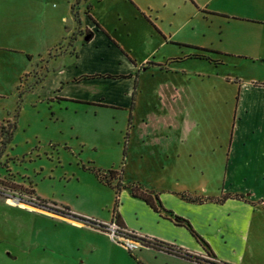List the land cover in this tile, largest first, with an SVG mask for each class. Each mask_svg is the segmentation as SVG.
Here are the masks:
<instances>
[{
	"label": "rangeland",
	"instance_id": "374dc122",
	"mask_svg": "<svg viewBox=\"0 0 264 264\" xmlns=\"http://www.w3.org/2000/svg\"><path fill=\"white\" fill-rule=\"evenodd\" d=\"M88 1L100 14L107 11L106 1ZM125 1L134 18L124 30L116 26L120 34H128L121 38L123 54L83 42L90 36L81 22L85 0H0V264H38V258H45L44 264H186L159 254L154 259L147 250L149 256L143 259L139 251L144 248L90 254V243L105 242L103 237L40 212L47 208L35 204L41 200L48 207L66 206L71 212L105 218L111 213L114 189L87 167L120 171L123 185L147 178L150 168L143 167L144 162L139 165L135 154L146 130L162 133L147 139L148 146L160 148L172 139L179 151H190L168 168L169 175H181L182 186L190 192H239L259 196L264 203V109H255V116L236 109L241 85H264V61L247 55L241 23L224 18L250 10L264 16V5L255 9L246 0ZM154 24L168 38L166 44H159ZM192 44L212 49L203 52L209 59L191 56L197 52ZM145 57L156 62L170 58L173 71L154 80L189 81L188 95L164 100L148 120L140 121L137 115L130 123L124 106L55 97L73 92L89 99L95 85L66 79L91 68L130 73L125 79L132 86L136 68L130 58L139 62ZM105 76L121 78L91 75ZM143 97L138 113L150 111L146 100L153 98L152 90ZM11 122L16 127L3 148ZM13 199L18 203H11ZM256 207L259 221L254 218L245 259L264 264V210Z\"/></svg>",
	"mask_w": 264,
	"mask_h": 264
},
{
	"label": "crops",
	"instance_id": "0c3cea01",
	"mask_svg": "<svg viewBox=\"0 0 264 264\" xmlns=\"http://www.w3.org/2000/svg\"><path fill=\"white\" fill-rule=\"evenodd\" d=\"M85 1L86 12H84L85 17L84 20L81 18V22L83 28L90 32V36L88 40L81 41L87 42L90 46L94 44L100 45L101 47L103 46L105 49H112L113 51H120L121 53H123V51L126 52V46L122 43L121 38L128 37V34H125V32L120 34L119 29L116 27L118 26V28H121L123 26L122 30H124L125 26L134 18L133 13L129 14L124 8L128 6L126 5V1L116 0L115 2V0H100L101 2H107V11L104 14H100L95 10L96 5L94 2ZM127 1L132 3L135 2L133 0ZM246 3L255 9L264 5L260 0H246ZM136 6L139 7V5ZM130 10L132 11L133 9ZM248 12L250 14H225L224 18L241 23L240 25H242L243 29L246 31L247 55L252 59H261L264 61V16L263 14L253 12V10ZM185 23H187V21H185ZM154 27V32L160 38L159 44H166L168 38L164 36L165 34L161 32L156 25ZM169 41H173V39L169 37ZM175 43L178 45L191 44V42L184 41H177ZM192 45L201 48V46L197 44ZM86 47L89 48L88 46ZM157 48L158 47H155L153 50L156 51ZM211 50L212 49H209V51L205 52L209 54ZM91 51L92 50H90V52ZM197 52L199 51L197 50ZM193 54L191 56H193ZM208 54L206 55L208 56ZM130 59L129 61L134 62L136 68L132 86L129 84L131 83L130 80L125 79L130 77V73H109L104 70L99 72V70L91 68L90 71L74 73L71 77L66 79L67 83L87 80L89 83L95 85L92 92L93 94L89 99L81 98L73 92H59L55 97L59 100L92 101L100 106H124L128 108V121L130 122L133 117H137V115L140 121L148 120L149 116L153 115L156 109L158 110L160 108L164 100L174 101L182 96L184 97V95H188L186 87L189 81H184V79L172 81L154 80L155 76L158 74L167 75L168 72L173 71V66L169 65V63H171L169 62L170 58L165 62L151 61L147 57L141 59L139 62L134 58ZM171 59L178 61L181 59L184 60V58L178 57H171ZM80 60L78 50L76 56L77 64ZM148 68L151 70L146 71ZM94 74H118L121 75V78H112L110 76L91 77V75ZM63 85L64 83L61 82L59 87L60 90ZM240 87L241 90L237 99L236 109L242 110L246 116H248V114L249 116L259 114L255 112V109H264V85L251 83L241 85ZM147 89L150 91L152 90L153 97L152 99L149 98L150 100H146V102L149 101L151 105L149 107L150 111L138 113L139 106L141 108V104L145 98L143 96L145 93L147 94ZM251 91L253 92L251 93ZM254 91H258V95L253 94ZM259 93L263 94L259 95ZM243 94H245V96ZM255 106H257V108H255ZM130 123H132V121ZM160 132L159 130H146L142 133L140 137L141 143L139 147L135 149V154L138 156L139 165H142L144 162L143 167L150 168L151 172L147 178H134L133 180L135 181L132 183H137L141 188L157 193L163 209L159 208L158 210H154L144 200L133 196L127 188L122 187L119 192V204L117 206L118 219L123 228L127 231H131L136 236L153 238L174 245L202 260L197 262L163 251H155L149 247H142L144 249L139 251L141 258H143V256H149L148 253H146L147 250V252L153 254L152 258L154 259H157L155 255L159 254L166 258H176L180 260V262L186 264H204V262L212 264L214 261L209 260L210 257L206 251V247L191 234L184 222L180 220L184 219L207 243L212 252L211 257L215 259L216 262L258 264L256 262L251 263V261H247L245 256L247 250H251L249 248V235L254 226V218L256 221H259L255 216V211L258 209L256 205H261L264 210L262 198L255 195H245L239 192L229 191H224L220 195H210L205 192L202 193L201 191L190 192L189 189L182 186L181 175L178 172L170 175L168 173V168L172 169L178 165L180 157H184L187 153L190 154V151H183L185 152L183 154V152L179 151V149L174 146L172 139L160 148L151 147L144 143L147 142L149 138L153 140L158 139V135L162 134ZM128 137H130V134ZM165 137L166 140L169 139L167 138L168 135H165ZM127 154L128 146H125L124 156L122 158L123 161H125ZM192 167L194 168L195 165ZM183 192L192 196L204 198V200L202 202L184 200L179 195ZM235 195H242V197H237ZM221 196L224 197L221 201L216 200ZM112 209L108 216L100 219L93 217L91 214L82 212L75 213L70 211L75 216H63L46 209H38V211L47 213L58 218L60 221H66L77 228L85 229L88 232L103 237L105 242L93 241L90 243L89 247L90 254L95 253L99 255L109 250H119V248H123V246L112 241L104 229L85 223V219H91L101 223L109 222L112 219ZM87 259H89V257ZM37 261L38 264L47 262L45 258H38ZM30 262V259H28V263ZM25 264L27 263L25 262ZM165 264H168V262L166 261Z\"/></svg>",
	"mask_w": 264,
	"mask_h": 264
},
{
	"label": "trees",
	"instance_id": "16d2710c",
	"mask_svg": "<svg viewBox=\"0 0 264 264\" xmlns=\"http://www.w3.org/2000/svg\"><path fill=\"white\" fill-rule=\"evenodd\" d=\"M70 8H72V5L70 6ZM195 48L199 52L193 54V57L209 59L208 56L205 53H203L205 51H209V49L200 48V47H195ZM15 127H16L15 122L9 123V131H8V133H6L7 137L5 138L4 141H2V147L3 148L11 140ZM87 168L90 169L95 174V176L97 177V179L100 182H102V183H104V184H106V185H108L114 189L115 199H114V204H113V209H112V218H114L116 220V222L119 224V226L122 227V225L119 222L118 215H117V206L119 204V192H120L122 187L127 188L133 196L139 197L142 200H144L154 210H158L159 208L163 209L157 193H154L153 191H149V190H146L144 188H141V186L137 183H128L126 185L125 184L123 185L121 182L122 174L120 171L114 170L112 168H110L106 171H100L98 168H95L94 166H89ZM115 179H116V182H113ZM179 195L184 200H187L190 202H202L204 200V198L192 196V195L184 193V192L180 193ZM235 196L242 197V195H235ZM223 198L224 197L221 196V197L217 198L216 200L221 201ZM35 204L37 206L47 208V210H51L54 213H57V214H60L63 216H68V215L75 216L70 212L69 208L66 206L58 207L55 204H53V206L48 207V206H46L47 203L44 201H41V200H39V203H35ZM167 212L171 213L170 211H167ZM180 220H182L184 222L185 226L189 229L191 234L200 243H202L206 247L207 253L211 256L212 252L209 249V246L207 245V243L193 230V228L190 226V224L186 220H184V219H180ZM133 237H136V236H133ZM139 239L144 246L152 248L155 251H163V252L174 254L176 256L186 258L189 260H195L197 262L202 260L199 257H196V256L186 252L185 250H183L181 248L175 247L174 245H171V244H168V243H165V242L153 239V238L139 237ZM212 264H231V263L222 262V261H217V262L215 261Z\"/></svg>",
	"mask_w": 264,
	"mask_h": 264
},
{
	"label": "built area",
	"instance_id": "2783aa9c",
	"mask_svg": "<svg viewBox=\"0 0 264 264\" xmlns=\"http://www.w3.org/2000/svg\"><path fill=\"white\" fill-rule=\"evenodd\" d=\"M16 199L18 198L16 197ZM13 201L14 203H18V200L13 199ZM85 223L100 229H104L112 241L121 244L130 252L139 250L142 247H146L139 239L141 236H136L131 231H127L125 228L119 226L114 218H112L111 221L105 223L91 219H85Z\"/></svg>",
	"mask_w": 264,
	"mask_h": 264
},
{
	"label": "bare ground",
	"instance_id": "6f19581e",
	"mask_svg": "<svg viewBox=\"0 0 264 264\" xmlns=\"http://www.w3.org/2000/svg\"><path fill=\"white\" fill-rule=\"evenodd\" d=\"M11 203H13L14 201L13 200H10ZM21 205V204H20Z\"/></svg>",
	"mask_w": 264,
	"mask_h": 264
}]
</instances>
